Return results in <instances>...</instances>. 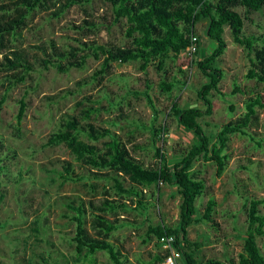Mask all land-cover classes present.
<instances>
[{
    "label": "rangeland",
    "instance_id": "1",
    "mask_svg": "<svg viewBox=\"0 0 264 264\" xmlns=\"http://www.w3.org/2000/svg\"><path fill=\"white\" fill-rule=\"evenodd\" d=\"M51 11L34 15L17 37L14 47L23 48L35 56L37 51L29 47L50 40L60 48L90 42L128 45L129 41L124 37V21L112 25L111 8L102 0L74 5L58 19L49 17ZM237 11L244 15L241 8ZM248 19L244 21V35L264 33V9L249 14ZM83 20L97 24L98 28L91 32L78 30L76 27L81 26ZM205 27V21L195 26L199 53L193 60L205 56L215 47V42L206 37ZM223 39L226 49L217 61L223 72L218 85L222 94L211 92V113L199 120L208 135H213L221 124L241 114L243 100L248 95L260 93L264 97L261 84L243 78L248 61L241 48L233 43L228 27L224 28ZM192 59L181 54L175 60H167L161 71L149 66L146 73L139 70L136 62L114 63L110 72L93 81L90 76L99 68L100 62L92 57L86 59L81 69H71L66 74L57 73L52 68L44 70L37 65L24 83L7 92L2 87L5 74L0 71V98L5 95L0 107V166L3 168L0 175V264H73L70 238L74 234V224L65 218L66 205L82 200L85 207L91 203L93 210L98 212L101 188H111L112 183L103 180L89 182L96 183L97 195L80 184H62L57 175L63 162L72 163L76 174L83 173V169L64 145L46 146L45 143L63 120L79 116L80 110L89 104L85 98L102 100L103 110L93 120L94 126L109 128L126 143L132 157L144 167H152L156 159L150 148L148 129L153 114L139 94L127 95L128 90L140 93L145 90L146 83L149 84V95L159 112L156 125L164 123L167 128L164 141L160 140L156 145L162 148L170 164L179 159L180 153L193 142V136L168 115L170 105L205 109L197 92L206 78ZM83 80L89 82L77 87L76 83ZM160 80H178L184 85L176 84L166 95L159 90ZM235 84L242 93L232 94ZM103 95L109 96L110 104H113L110 109H107L108 102ZM22 98L26 111L17 127L15 115ZM118 101L120 109L114 104ZM80 102L83 105H78ZM229 105L233 107L232 112ZM131 132L133 136L130 138ZM247 133L230 138L227 146L229 159L220 177H216L214 162L199 160L193 165L192 176L204 183V191L195 203L196 221L187 229L188 241L197 247L196 262L237 259L247 227L248 200L264 197V113H260L259 127L250 128ZM103 141L92 144L101 149ZM256 142L261 143L259 147ZM123 183L128 185L126 178ZM144 192L147 198L145 211L131 209L118 210L112 216L104 214L109 220L116 219L122 224L113 233L111 241L125 256V264H161L154 257L163 256L164 252L154 239L145 237L146 228L160 223L173 226L178 220L181 197L175 187L159 185ZM208 199L215 202L212 214L215 225L199 219ZM259 211L264 215V205L259 206ZM258 247L264 256L263 239H258ZM189 249L194 248L190 246ZM92 258L94 264H111L103 252H97Z\"/></svg>",
    "mask_w": 264,
    "mask_h": 264
},
{
    "label": "trees",
    "instance_id": "2",
    "mask_svg": "<svg viewBox=\"0 0 264 264\" xmlns=\"http://www.w3.org/2000/svg\"><path fill=\"white\" fill-rule=\"evenodd\" d=\"M91 1L0 0V71L5 74L2 83L5 92L24 83L37 65L44 70L52 68L57 73L66 74L71 69H81L89 57L100 62L99 68L90 76L91 81L110 72L114 63L136 62L143 73H146L149 66L161 71L167 60L177 59L189 47L191 36H195V26L201 21L206 22L205 35L215 42V47L205 56L197 60L192 59L206 78V82L197 92L205 109L181 108L175 103L169 107L168 115L170 114L180 127L193 136V142L180 153L177 161L170 164L162 148L156 145L158 141H164L167 128L164 123L156 125L159 112L149 95L151 87L147 83L142 92L134 93L128 90L127 95L139 94L153 114L148 130L150 148L156 159L154 166L144 167L132 157L126 143L109 128L94 126L93 120L103 110L101 99L89 101L85 98L84 100H88L89 104L80 110L79 116H70L63 120L48 137L46 146L64 145L73 160L83 169V173L76 174L72 163L63 162L57 175L62 184L67 182L80 184L88 187L93 195H97V181L112 183L111 188L110 186L101 188L102 200L98 212L93 210L91 203L85 207L82 200L77 204L66 205L65 218L74 224V234L70 238L74 252L73 264H81L84 261L94 264V260H91L97 252L105 253L111 264H125L127 262L125 256L111 241L113 233L121 228L122 224H118L116 219L109 220L105 215H115L118 210L145 211L147 198L144 191L151 187L156 189L159 185L175 187L180 195L178 220L173 226L164 223L148 225L145 237L154 239L155 244L162 249L159 239L173 236L172 246L182 260L177 264H264V256L258 247V239H263L264 245V215L259 211V206L264 205V197L248 200L247 227L243 248L237 259L228 258L225 261L207 259L196 262L197 247L187 239V229L196 221V199L204 191L203 181L192 176L194 163L199 160L205 163L214 162L216 177H220L229 159L227 146L230 138L235 135H248V129L259 127L260 113H264V97L260 93H254L243 100V112L221 124L213 135L206 134L199 121L203 116L211 113V92L222 94L218 85L223 72L217 61L226 49L223 39L225 27L229 28L233 43L241 48L248 61L243 78L261 84L264 89V33L258 36L243 34L244 21H249V14L264 9V0H102L111 8L112 25L124 21V37L129 41L128 45L90 42L60 48L50 40L29 47L37 51L38 56H31L25 49L14 47L19 34L26 29L38 12L52 10L49 12V17L58 19L72 6L90 4ZM239 8L243 10L244 15L237 11ZM76 28L91 32L96 30L98 25L83 20L82 25ZM198 43L196 37L194 43L196 51L193 57L199 53ZM179 72L183 74L180 69ZM88 82L83 80L77 82L76 86L81 88ZM176 84L184 85L178 80L173 82L160 80L158 87L162 94L168 95ZM235 93H242L236 84L232 89V94ZM102 98L108 102L107 109H110L113 104H110L109 96L103 95ZM4 101L5 95L0 98V107ZM114 104L120 109L119 101ZM78 105H83V102ZM25 111L26 103L22 98L18 101L15 115L17 127L21 124ZM229 111H233L231 105ZM132 136V132L129 133V137ZM101 140H104L101 142V149L96 144H92ZM256 144L259 147L261 143L256 142ZM2 172L3 168L0 166V175ZM125 178L128 181L127 186L123 183ZM91 181L96 183H89ZM214 207V200L208 199L199 218L200 221L215 225L212 220ZM190 246L194 249H189ZM186 248L188 251L185 250ZM166 256L167 253H164L163 256L154 258L155 261L162 263Z\"/></svg>",
    "mask_w": 264,
    "mask_h": 264
},
{
    "label": "built area",
    "instance_id": "3",
    "mask_svg": "<svg viewBox=\"0 0 264 264\" xmlns=\"http://www.w3.org/2000/svg\"><path fill=\"white\" fill-rule=\"evenodd\" d=\"M196 42V37L193 35L190 38V45L189 47L182 52L183 56H187V58L192 59L195 53V46L194 43ZM160 243L162 244V250L164 253H167V256L164 258L161 264H177V260L179 259V253L176 251L175 248L172 246L173 236H165L159 239Z\"/></svg>",
    "mask_w": 264,
    "mask_h": 264
}]
</instances>
